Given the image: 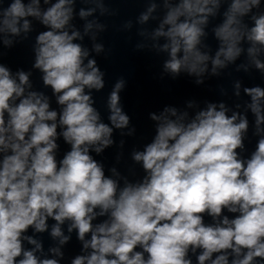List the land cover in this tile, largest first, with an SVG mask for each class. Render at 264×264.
Listing matches in <instances>:
<instances>
[{
	"label": "clouds",
	"instance_id": "obj_1",
	"mask_svg": "<svg viewBox=\"0 0 264 264\" xmlns=\"http://www.w3.org/2000/svg\"><path fill=\"white\" fill-rule=\"evenodd\" d=\"M78 2L95 7L77 12ZM161 3L162 16L153 15L158 4L151 0L138 23L158 22L140 35L167 54L163 71L173 79L186 73L202 84L205 74L219 76L242 55L247 64L237 71L254 68L264 76V0ZM97 9L109 12L103 0H0L4 46L27 38L34 21L44 27L35 37L32 67L58 106L33 89L31 72L13 73L0 62V264H61L73 232L81 253L70 264H264V87L243 88L250 98L243 113L223 102L191 114L175 107L150 112L154 136L131 153L142 178L130 181L115 167L106 175L94 154L113 146L114 130L131 136L136 129L122 104L123 77L107 97L109 122L94 106L105 72L79 41L90 33L95 41L93 29H105L88 19ZM77 17L83 34L73 23ZM217 19L213 54L206 40ZM92 50L104 47L94 43ZM235 89L239 97V81ZM248 112L257 140L245 156ZM61 139L69 146L62 156ZM45 232L56 242L48 254L36 236Z\"/></svg>",
	"mask_w": 264,
	"mask_h": 264
}]
</instances>
